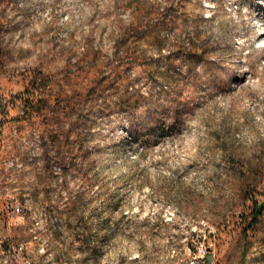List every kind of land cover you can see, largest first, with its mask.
<instances>
[{
  "label": "rangeland",
  "instance_id": "374dc122",
  "mask_svg": "<svg viewBox=\"0 0 264 264\" xmlns=\"http://www.w3.org/2000/svg\"><path fill=\"white\" fill-rule=\"evenodd\" d=\"M264 0H0V264H264Z\"/></svg>",
  "mask_w": 264,
  "mask_h": 264
},
{
  "label": "built area",
  "instance_id": "2783aa9c",
  "mask_svg": "<svg viewBox=\"0 0 264 264\" xmlns=\"http://www.w3.org/2000/svg\"><path fill=\"white\" fill-rule=\"evenodd\" d=\"M207 248L203 249L202 252L194 251L190 257L192 264H216L214 261L206 257Z\"/></svg>",
  "mask_w": 264,
  "mask_h": 264
},
{
  "label": "trees",
  "instance_id": "16d2710c",
  "mask_svg": "<svg viewBox=\"0 0 264 264\" xmlns=\"http://www.w3.org/2000/svg\"><path fill=\"white\" fill-rule=\"evenodd\" d=\"M264 209V201L260 203H255L251 211V217L249 219V225L257 221L258 216L262 213Z\"/></svg>",
  "mask_w": 264,
  "mask_h": 264
}]
</instances>
